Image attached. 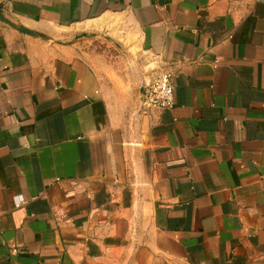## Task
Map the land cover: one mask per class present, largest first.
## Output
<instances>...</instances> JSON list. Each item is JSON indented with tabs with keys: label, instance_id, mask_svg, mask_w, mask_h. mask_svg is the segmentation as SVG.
I'll use <instances>...</instances> for the list:
<instances>
[{
	"label": "crops",
	"instance_id": "crops-1",
	"mask_svg": "<svg viewBox=\"0 0 264 264\" xmlns=\"http://www.w3.org/2000/svg\"><path fill=\"white\" fill-rule=\"evenodd\" d=\"M0 12L54 37L112 32L142 61L0 20V264H264V0ZM163 70L174 106L146 113Z\"/></svg>",
	"mask_w": 264,
	"mask_h": 264
},
{
	"label": "rangeland",
	"instance_id": "rangeland-1",
	"mask_svg": "<svg viewBox=\"0 0 264 264\" xmlns=\"http://www.w3.org/2000/svg\"><path fill=\"white\" fill-rule=\"evenodd\" d=\"M80 33V32H79ZM95 33L93 36L81 37L74 39V33H59L58 37L48 35L50 39H46L50 44L54 45L61 42H72L78 44L83 51L92 54L104 55L108 60L113 62H121V65L125 68L124 70L137 74L139 71V65L142 62L137 52L127 50L123 45L122 38L114 36L112 32L100 31V32H89ZM121 45V46H119ZM144 58V57H143Z\"/></svg>",
	"mask_w": 264,
	"mask_h": 264
},
{
	"label": "built area",
	"instance_id": "built-area-1",
	"mask_svg": "<svg viewBox=\"0 0 264 264\" xmlns=\"http://www.w3.org/2000/svg\"><path fill=\"white\" fill-rule=\"evenodd\" d=\"M141 106L146 113L155 110L171 109L174 106V85L170 71L163 70L159 72L145 86ZM23 201L22 195L15 197L16 206H20ZM13 250L16 251V249Z\"/></svg>",
	"mask_w": 264,
	"mask_h": 264
},
{
	"label": "water",
	"instance_id": "water-1",
	"mask_svg": "<svg viewBox=\"0 0 264 264\" xmlns=\"http://www.w3.org/2000/svg\"><path fill=\"white\" fill-rule=\"evenodd\" d=\"M0 20L13 26L14 28L18 29L19 31L23 32V33H26V34H30V35H33V36H37V37H45L44 34L40 33V32H37V31H33L23 25H19L17 24L16 22L8 19L4 14H2L0 12ZM86 36H91V34H88V33H82L80 35H78V38H81V37H86Z\"/></svg>",
	"mask_w": 264,
	"mask_h": 264
}]
</instances>
